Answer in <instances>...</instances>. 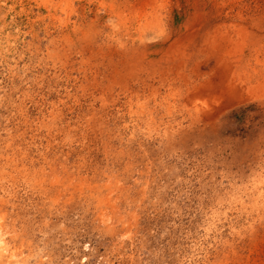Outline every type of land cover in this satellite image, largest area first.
<instances>
[{"label":"rangeland","instance_id":"374dc122","mask_svg":"<svg viewBox=\"0 0 264 264\" xmlns=\"http://www.w3.org/2000/svg\"><path fill=\"white\" fill-rule=\"evenodd\" d=\"M0 264H264V0H0Z\"/></svg>","mask_w":264,"mask_h":264}]
</instances>
